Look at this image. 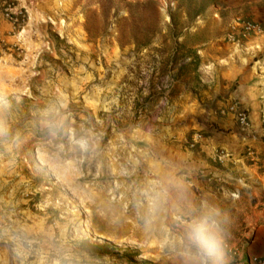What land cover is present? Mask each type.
<instances>
[{
	"label": "rangeland",
	"instance_id": "obj_1",
	"mask_svg": "<svg viewBox=\"0 0 264 264\" xmlns=\"http://www.w3.org/2000/svg\"><path fill=\"white\" fill-rule=\"evenodd\" d=\"M255 7L0 0V264H186L183 221L209 207L242 258L264 227V109L242 127L180 57Z\"/></svg>",
	"mask_w": 264,
	"mask_h": 264
},
{
	"label": "crops",
	"instance_id": "obj_2",
	"mask_svg": "<svg viewBox=\"0 0 264 264\" xmlns=\"http://www.w3.org/2000/svg\"><path fill=\"white\" fill-rule=\"evenodd\" d=\"M250 14L261 25L260 34L237 40L238 32L233 28H218L194 45L199 59L197 74L203 86L202 100L226 97L237 101L250 110L249 119L257 116V109H264V8H252ZM247 254L264 255V227L252 233L243 258H238L235 264H244Z\"/></svg>",
	"mask_w": 264,
	"mask_h": 264
},
{
	"label": "clouds",
	"instance_id": "obj_3",
	"mask_svg": "<svg viewBox=\"0 0 264 264\" xmlns=\"http://www.w3.org/2000/svg\"><path fill=\"white\" fill-rule=\"evenodd\" d=\"M186 264H231L227 245L230 221L219 208L209 207L183 221Z\"/></svg>",
	"mask_w": 264,
	"mask_h": 264
},
{
	"label": "built area",
	"instance_id": "obj_4",
	"mask_svg": "<svg viewBox=\"0 0 264 264\" xmlns=\"http://www.w3.org/2000/svg\"><path fill=\"white\" fill-rule=\"evenodd\" d=\"M238 32V39H244L248 36L260 34L262 28L259 23L252 20H244L240 23V26L235 29ZM228 112L233 116L239 125L242 127H248L249 115L246 108H244L240 103L234 102L228 107ZM232 255L240 258L238 251L233 250ZM243 258V255H242ZM231 264H235L232 261ZM244 264H264V255H246V262Z\"/></svg>",
	"mask_w": 264,
	"mask_h": 264
},
{
	"label": "trees",
	"instance_id": "obj_5",
	"mask_svg": "<svg viewBox=\"0 0 264 264\" xmlns=\"http://www.w3.org/2000/svg\"><path fill=\"white\" fill-rule=\"evenodd\" d=\"M150 4L153 5L154 4L153 1H150ZM185 44L186 43H184V42L182 44H180L179 45V46H181L180 48H184L185 49ZM186 58H192L193 59V64H192L193 68H192V70L190 72H192V73L197 75V68L199 66V59H198V57L196 55V52L194 50H185V53L183 55H181L180 60L184 61ZM176 60H177V58H175L174 56L171 59L172 62H175ZM92 248L95 249V250H98L99 253L101 252V250L104 249V247H102V246H92Z\"/></svg>",
	"mask_w": 264,
	"mask_h": 264
}]
</instances>
